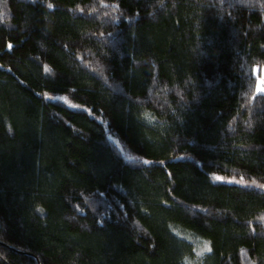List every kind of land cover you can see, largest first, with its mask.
<instances>
[{"label":"trees","instance_id":"obj_1","mask_svg":"<svg viewBox=\"0 0 264 264\" xmlns=\"http://www.w3.org/2000/svg\"><path fill=\"white\" fill-rule=\"evenodd\" d=\"M254 66L264 0H0V264H264Z\"/></svg>","mask_w":264,"mask_h":264},{"label":"rangeland","instance_id":"obj_2","mask_svg":"<svg viewBox=\"0 0 264 264\" xmlns=\"http://www.w3.org/2000/svg\"><path fill=\"white\" fill-rule=\"evenodd\" d=\"M253 73L256 77V91H258L259 88H264V68L254 66Z\"/></svg>","mask_w":264,"mask_h":264},{"label":"snow or ice","instance_id":"obj_3","mask_svg":"<svg viewBox=\"0 0 264 264\" xmlns=\"http://www.w3.org/2000/svg\"><path fill=\"white\" fill-rule=\"evenodd\" d=\"M9 47H11V45H9ZM47 71V69H45ZM258 91L260 92H264V88H259ZM219 179V178H218ZM210 250V249H209Z\"/></svg>","mask_w":264,"mask_h":264}]
</instances>
